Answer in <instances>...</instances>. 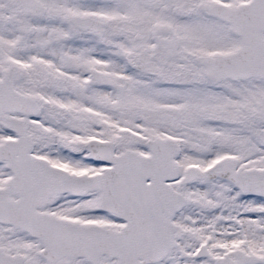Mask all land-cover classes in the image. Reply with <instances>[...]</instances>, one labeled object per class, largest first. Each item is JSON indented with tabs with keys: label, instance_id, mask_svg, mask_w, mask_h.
Returning a JSON list of instances; mask_svg holds the SVG:
<instances>
[{
	"label": "snow or ice",
	"instance_id": "snow-or-ice-1",
	"mask_svg": "<svg viewBox=\"0 0 264 264\" xmlns=\"http://www.w3.org/2000/svg\"><path fill=\"white\" fill-rule=\"evenodd\" d=\"M0 264H264V0H0Z\"/></svg>",
	"mask_w": 264,
	"mask_h": 264
}]
</instances>
